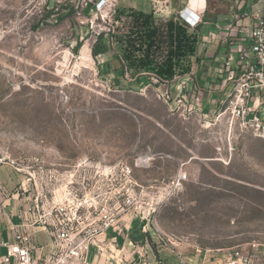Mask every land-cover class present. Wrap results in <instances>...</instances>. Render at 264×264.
Segmentation results:
<instances>
[{
	"label": "rangeland",
	"instance_id": "1",
	"mask_svg": "<svg viewBox=\"0 0 264 264\" xmlns=\"http://www.w3.org/2000/svg\"><path fill=\"white\" fill-rule=\"evenodd\" d=\"M77 1L0 0V150L20 157L28 194L60 199L64 176L84 159L171 155L156 164L174 172L209 137L217 160L200 172L192 162L181 188L153 199L148 222L163 239L202 251L264 242V136L232 130L227 119L199 133L183 124L179 103L158 96L196 62L195 34L121 6L135 0H120L107 23L81 24Z\"/></svg>",
	"mask_w": 264,
	"mask_h": 264
},
{
	"label": "built area",
	"instance_id": "2",
	"mask_svg": "<svg viewBox=\"0 0 264 264\" xmlns=\"http://www.w3.org/2000/svg\"><path fill=\"white\" fill-rule=\"evenodd\" d=\"M56 1L59 3L61 0ZM50 3L51 0H39L41 5ZM170 3L171 0H153L156 10L162 14L169 12ZM257 3L260 8L252 16L237 12L228 27L229 36L226 38L236 32L239 38L236 41L239 42L228 56L227 68H230V62L237 60L244 69L240 73L229 69L228 81L231 86L213 120L227 119L232 130L263 137L264 0H257ZM77 4L81 24L89 25L97 21L107 23L112 12L120 5V0H79ZM178 18L190 28L197 27L203 21L200 7L193 4L181 9ZM211 36L217 38L216 33ZM157 81L153 78V82ZM178 85V92L174 93L167 84L159 92V98L171 107L179 103L183 107L182 113L187 116L196 114L199 99L189 105L191 91L198 85L194 74L189 73ZM147 155H141L134 162L119 161L115 164L84 159L78 163V168H81L77 173L64 176L60 199H56V192L37 190L28 200L29 204L23 211L24 220L17 225L13 242H2L7 249L1 257L2 262L91 264L92 248L98 255L119 262L117 250L122 248L118 247L110 231L124 234V230H128L127 225L134 220L148 222L156 210L153 199L173 195L190 179L188 171L180 168L161 190L152 191L151 186L139 182L135 176L136 169L146 165L152 157ZM1 166H9L19 174L24 173L20 157L13 156L9 151L0 150ZM33 227L42 228L49 236L47 253L36 254L41 247L34 242L30 231ZM135 249L141 256L144 255L142 246L136 245ZM223 258L225 264H264V242L253 240L224 249Z\"/></svg>",
	"mask_w": 264,
	"mask_h": 264
},
{
	"label": "crops",
	"instance_id": "3",
	"mask_svg": "<svg viewBox=\"0 0 264 264\" xmlns=\"http://www.w3.org/2000/svg\"><path fill=\"white\" fill-rule=\"evenodd\" d=\"M191 4L199 6L203 21L195 28L188 27L178 18V12ZM166 14L156 10L153 0H135L131 3L123 4L122 7H129L138 12L153 13L161 18L175 20L188 28L195 34L197 39L195 47L196 62L191 69L179 74L176 83L169 84L174 93H177L179 82L185 80L190 72H194L197 82L196 89L191 91L192 97L189 104L193 105L197 99L200 104L196 114L187 116L180 113L179 116L183 124H197L198 132L211 127L216 116V112L221 107L223 99L231 86L228 81L229 69L240 73L243 71L241 62L234 60L227 68L226 61L231 51L234 50L239 38L233 32L230 37L227 34L229 25L234 21L237 12H245L252 16L260 5L257 0H171ZM216 33L217 38H212L211 34ZM119 71V70H117ZM191 85V84H190ZM191 148L188 149V158H177L180 168L193 169L192 162L196 161L195 167L200 172L203 166H210V163L217 160L216 143L211 138L196 139ZM144 154L151 155L146 165L136 169L135 176L141 183H162L167 182L175 174L165 171L162 164H156L157 159L172 157L171 155L154 157L150 152ZM142 154V155H144ZM147 155V156H148ZM155 169V171L153 170ZM189 173V172H188ZM190 175V174H189ZM168 179V180H167ZM152 187V185H151ZM22 175L9 166L0 167V264L1 257L6 254V247L2 246L3 241L13 242L17 225L24 220L23 211L28 206V200L33 194H28ZM145 225H147L145 227ZM128 230L124 234L114 230L110 234L115 237L118 247L119 262H115L108 257L97 254L95 248L90 252L91 264H225L223 250H205L188 248L172 240L163 239L159 231L151 223L136 219L127 225ZM36 246L41 247L36 254L47 253L50 239L47 233L40 227L31 228ZM142 246L145 250L141 256L135 246ZM217 251V252H216Z\"/></svg>",
	"mask_w": 264,
	"mask_h": 264
},
{
	"label": "trees",
	"instance_id": "4",
	"mask_svg": "<svg viewBox=\"0 0 264 264\" xmlns=\"http://www.w3.org/2000/svg\"><path fill=\"white\" fill-rule=\"evenodd\" d=\"M138 13H140V14H142V15H145V16H150V14L149 13H145V12H143V11H138ZM172 21H175V20H172ZM176 22V21H175ZM185 27V26H184ZM169 73H171L172 72V70L171 69H168L167 70ZM124 75V74H123Z\"/></svg>",
	"mask_w": 264,
	"mask_h": 264
}]
</instances>
